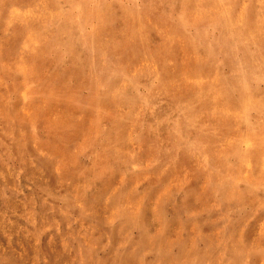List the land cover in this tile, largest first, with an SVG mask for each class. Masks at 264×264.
I'll return each mask as SVG.
<instances>
[{"label":"rangeland","instance_id":"obj_1","mask_svg":"<svg viewBox=\"0 0 264 264\" xmlns=\"http://www.w3.org/2000/svg\"><path fill=\"white\" fill-rule=\"evenodd\" d=\"M0 264H264V0H0Z\"/></svg>","mask_w":264,"mask_h":264}]
</instances>
